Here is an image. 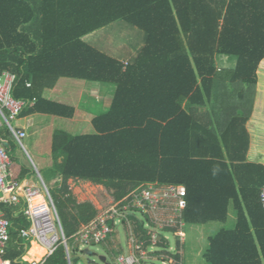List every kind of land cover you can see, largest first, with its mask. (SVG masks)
Segmentation results:
<instances>
[{"label":"trees","instance_id":"obj_1","mask_svg":"<svg viewBox=\"0 0 264 264\" xmlns=\"http://www.w3.org/2000/svg\"><path fill=\"white\" fill-rule=\"evenodd\" d=\"M119 21L145 36L127 63L84 40ZM219 56L235 59V68L219 70ZM263 62L264 0H0V76L16 77L12 95L26 103L18 119H73L75 108L43 97L61 78L115 86L109 110L92 120L96 134L53 133L59 186L50 193L67 240L97 216L93 204L75 201L70 180L103 186L116 202L143 183L179 185L186 188L188 225L226 223L231 204L236 212L234 229L209 238L208 264H264V167L248 162L254 110L237 116L228 107L233 99L253 105ZM193 106L231 117L225 131L195 117ZM3 128L0 144L14 162L18 144ZM30 173L22 168L19 178ZM0 211L12 225V263L27 264L18 237L31 225L23 207L0 204ZM45 254L33 240L25 258L39 261ZM45 264H68L61 240Z\"/></svg>","mask_w":264,"mask_h":264},{"label":"built area","instance_id":"obj_2","mask_svg":"<svg viewBox=\"0 0 264 264\" xmlns=\"http://www.w3.org/2000/svg\"><path fill=\"white\" fill-rule=\"evenodd\" d=\"M15 80L16 77L8 72L0 76V118L7 124L17 144L24 149L23 141L27 134L15 127L13 122L18 120L26 103L12 95ZM13 163L12 156L0 144V204L23 207V216L31 225L21 229L18 237L25 243L27 253L33 240L48 249V255L40 263L29 262L23 255L21 258L27 264H45L58 247L59 233L68 264H72L69 241L73 240L79 251L87 250L117 238L119 226L125 235V245L120 243L116 264H183V229L186 226L183 213L187 206L184 186L143 183L67 240L45 182L41 179V184H38L28 178H12ZM260 199L264 207V187ZM11 226L10 220L0 212V264H13L8 258L12 242ZM137 226L143 229L137 230Z\"/></svg>","mask_w":264,"mask_h":264},{"label":"rangeland","instance_id":"obj_3","mask_svg":"<svg viewBox=\"0 0 264 264\" xmlns=\"http://www.w3.org/2000/svg\"><path fill=\"white\" fill-rule=\"evenodd\" d=\"M40 1V0H39ZM39 3H35V7L39 13ZM39 23L38 21L36 22ZM144 33L136 27H133L125 22L119 21L110 26L103 28L91 35L85 37V41L98 49L99 51L114 57L122 59L127 63V58H130L136 53L144 42ZM217 67L219 70L235 68V59L219 56L217 58ZM77 82H68L70 87L76 91L81 88ZM94 84L87 83V93L92 89ZM264 89V62L260 66L258 84L255 87L256 93ZM91 91V90H90ZM89 91V92H90ZM78 95V94H77ZM82 107L90 109L95 114H102V107H96L95 99L87 98L85 95ZM96 107V109H95ZM41 124L39 129L31 125L25 132L27 133L26 139L23 141L24 149L18 145L15 153L14 163L11 166L12 178L20 177L22 168L31 170L28 178L33 183L41 184L43 180L51 193L59 186L57 176L52 171L50 146L48 145L52 136H50L51 128L46 125V120L52 119V116L43 115L41 117ZM79 119L88 121V118L82 116ZM21 120L13 122L15 127H18ZM0 131L4 130L7 124L0 118ZM62 125H65L64 123ZM57 124L59 130H63L64 126ZM42 179V180H41ZM71 194L77 203H91L97 211V216H101L106 210H109L114 203V194L103 186L94 185L85 181H69ZM1 212V211H0ZM235 216H230L228 223L210 222L203 225H188L183 229L184 244H183V264H208L204 259V254L209 246V238L216 235L222 229H230ZM119 239L116 237L108 240L107 242L94 247L87 248L88 251L93 252L95 255H85L87 264H106L100 260L101 256L107 258L108 264H116V257L120 251V243L125 245V235L123 229L119 226ZM60 240L62 235L59 233ZM42 245V244H41ZM43 246V245H42ZM71 256L73 259L72 264H85L82 260L84 257L83 252L79 251L77 244L71 240L68 243ZM45 247V246H44ZM86 250V249H85ZM84 251V249L82 250ZM15 252L14 248L8 250V258ZM11 259V258H10ZM154 264H160L155 262Z\"/></svg>","mask_w":264,"mask_h":264},{"label":"crops","instance_id":"obj_4","mask_svg":"<svg viewBox=\"0 0 264 264\" xmlns=\"http://www.w3.org/2000/svg\"><path fill=\"white\" fill-rule=\"evenodd\" d=\"M138 51L134 53L132 57L127 58V60L129 61L132 58H134L136 54L138 53ZM233 69L234 68H231L229 70H233ZM68 82L79 83L78 86L81 89L76 91L75 89H73V87H70L68 85ZM91 84H94V86H92V89H89V91L91 90L90 92L88 91L86 93L85 90H87L86 89L87 82L82 81V80H76V79L61 78L58 81L54 89H51V90L47 89L44 91L43 97L45 99L75 108V116L73 119H65L61 117L52 116V119L46 120V125L49 128H51L50 136L53 137V133L56 130H59L57 127V124L62 125L63 123L65 125H62L64 126V129L62 131H65L71 135L78 136V135H86V134H96V131L92 125V120L101 114L93 113L91 111V108L86 109L82 107L84 106L83 105L84 97L86 95L87 98L95 99L96 104H97L96 107H102L103 108L102 114H103L107 112L111 106V103L115 96V86L109 85V84H99V83H91ZM258 90L259 91L257 93V97L255 98L253 102V105L246 107L247 105L245 104L244 106V102H239V100L233 99V102H231V105L228 103V105H230L228 107H230V109L232 110L238 109L239 111H234L231 113L237 116H242L244 113L246 114L249 108H252L254 110L253 113H251L250 120L248 122V130H249L251 140H252V145H251L249 156H248V162L260 164L264 167V99L262 100L260 98V97H264V89H262L261 91L260 89ZM182 107L188 110L187 101H184L182 103ZM191 108L196 110L195 117L204 116L203 118L201 117V120L203 121V123L209 125L210 127L213 126L214 128H216L217 126L219 132L225 131V128L227 127V124L231 119V117H228V116L227 117L223 116L222 118L221 116L220 117L217 116V118L214 117L213 115L209 116L208 107L193 106ZM240 110H243L244 112ZM219 114L220 113L217 112V115ZM41 116L43 115L35 114V115H31L23 119H19L21 121L17 128H19L20 130L26 131L27 129H29V127H31V125H33L37 129H39V126L42 122L40 120L41 118H38V117H41ZM82 116L88 118V121L86 122V121H82L81 119H79ZM52 137L48 143V145L50 146L51 167H53V160H52V154H51ZM224 154L226 156L227 163L230 164V161L227 158V152L225 148H224ZM237 164L238 163H236V165ZM239 177H241L242 179L243 173H239ZM227 216H228V219L226 223H228L230 216H235L233 220L234 222H232L231 228L227 230L234 229L236 225L237 215H236V212L234 211L233 204L230 205Z\"/></svg>","mask_w":264,"mask_h":264},{"label":"water","instance_id":"obj_5","mask_svg":"<svg viewBox=\"0 0 264 264\" xmlns=\"http://www.w3.org/2000/svg\"><path fill=\"white\" fill-rule=\"evenodd\" d=\"M85 255H95L93 252H90V251H88V250H86L85 251ZM82 260L85 262V264H87V260H86V257L84 256V257H82ZM100 260L102 261V262H105L106 264H108L107 263V258L105 257V256H101L100 257Z\"/></svg>","mask_w":264,"mask_h":264},{"label":"bare ground","instance_id":"obj_6","mask_svg":"<svg viewBox=\"0 0 264 264\" xmlns=\"http://www.w3.org/2000/svg\"><path fill=\"white\" fill-rule=\"evenodd\" d=\"M38 242V241H37ZM38 244H39V246H41V247H43V248H45V250H46V254L41 258V260H34V259H31V260H28L29 262H38V263H40L47 255H48V249L46 248V247H44V246H42L39 242H38ZM25 257H26V255H25ZM26 259V258H25ZM27 260V259H26Z\"/></svg>","mask_w":264,"mask_h":264},{"label":"clouds","instance_id":"obj_7","mask_svg":"<svg viewBox=\"0 0 264 264\" xmlns=\"http://www.w3.org/2000/svg\"><path fill=\"white\" fill-rule=\"evenodd\" d=\"M218 172H219L218 167L214 166L213 169H212V175L216 176L218 174Z\"/></svg>","mask_w":264,"mask_h":264}]
</instances>
